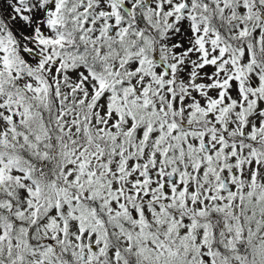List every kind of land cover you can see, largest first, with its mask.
I'll return each mask as SVG.
<instances>
[{
    "label": "snow or ice",
    "instance_id": "obj_1",
    "mask_svg": "<svg viewBox=\"0 0 264 264\" xmlns=\"http://www.w3.org/2000/svg\"><path fill=\"white\" fill-rule=\"evenodd\" d=\"M0 264H264V0H0Z\"/></svg>",
    "mask_w": 264,
    "mask_h": 264
}]
</instances>
